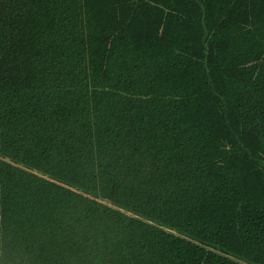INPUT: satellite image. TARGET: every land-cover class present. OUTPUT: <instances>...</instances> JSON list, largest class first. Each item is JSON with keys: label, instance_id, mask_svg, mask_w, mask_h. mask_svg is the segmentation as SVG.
<instances>
[{"label": "trees", "instance_id": "trees-1", "mask_svg": "<svg viewBox=\"0 0 264 264\" xmlns=\"http://www.w3.org/2000/svg\"><path fill=\"white\" fill-rule=\"evenodd\" d=\"M0 264H264V0H0Z\"/></svg>", "mask_w": 264, "mask_h": 264}]
</instances>
